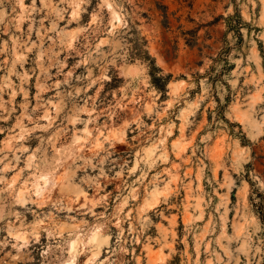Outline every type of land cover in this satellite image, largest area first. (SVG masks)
Here are the masks:
<instances>
[{
  "label": "clouds",
  "instance_id": "1",
  "mask_svg": "<svg viewBox=\"0 0 264 264\" xmlns=\"http://www.w3.org/2000/svg\"><path fill=\"white\" fill-rule=\"evenodd\" d=\"M260 44L264 0H0V264H264Z\"/></svg>",
  "mask_w": 264,
  "mask_h": 264
},
{
  "label": "rangeland",
  "instance_id": "2",
  "mask_svg": "<svg viewBox=\"0 0 264 264\" xmlns=\"http://www.w3.org/2000/svg\"><path fill=\"white\" fill-rule=\"evenodd\" d=\"M188 35L190 36H195L196 33L195 32H190L188 33ZM179 46H183L185 43H187L189 46L192 45L193 41L191 39L185 41L183 35H181L177 41ZM259 48L261 50V54L264 55V44H260ZM234 68V65L232 66ZM33 93H34V89H33ZM7 99V97H6ZM21 99V97H17V100L19 101ZM201 125H203V123L205 122H210L211 120V116L209 114L208 111H202L201 113ZM3 139V135H0V140ZM254 156L256 157V163L253 165H249L248 167L251 168V170L253 171H257L258 173H262L264 174V151H257L254 152ZM224 173L221 172L220 176L223 177ZM251 183V182H249ZM109 190H111V186H109ZM240 195V193L236 190L233 191L232 196L230 197L232 203H237V197ZM262 199H264V197H261ZM260 214L262 216H264V207H261L260 209ZM172 215H176L175 212L172 213ZM230 219L232 218V214H230ZM140 251H142L141 249H137V252L139 253ZM149 255H151V253H149ZM189 258L191 259V253H189ZM175 264H183V258L182 257H178L175 261Z\"/></svg>",
  "mask_w": 264,
  "mask_h": 264
},
{
  "label": "trees",
  "instance_id": "3",
  "mask_svg": "<svg viewBox=\"0 0 264 264\" xmlns=\"http://www.w3.org/2000/svg\"><path fill=\"white\" fill-rule=\"evenodd\" d=\"M263 215V214H262Z\"/></svg>",
  "mask_w": 264,
  "mask_h": 264
}]
</instances>
